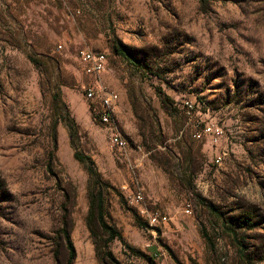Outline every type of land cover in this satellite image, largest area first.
I'll return each mask as SVG.
<instances>
[{"label": "rangeland", "instance_id": "1", "mask_svg": "<svg viewBox=\"0 0 264 264\" xmlns=\"http://www.w3.org/2000/svg\"><path fill=\"white\" fill-rule=\"evenodd\" d=\"M10 35L29 42L10 46ZM115 35L138 65L114 53ZM85 48L109 55L101 81L118 93L127 150L92 113ZM32 53L59 63L43 78ZM58 84L80 148L116 188L108 221L125 243H110L114 264H264V0H0V264H68L67 215L72 264H106L86 221L89 176L62 123L54 145ZM201 117L223 129L218 141L195 137ZM150 213L169 221L152 226Z\"/></svg>", "mask_w": 264, "mask_h": 264}, {"label": "trees", "instance_id": "2", "mask_svg": "<svg viewBox=\"0 0 264 264\" xmlns=\"http://www.w3.org/2000/svg\"><path fill=\"white\" fill-rule=\"evenodd\" d=\"M111 4L115 2V0H110ZM77 1H72V6L77 5ZM5 41L13 47L21 48L23 43L26 44L29 42L27 36H13L10 35L9 37L5 38ZM112 48L115 54L121 55L125 57L127 60L131 61L135 65H138V61L135 58L134 54L124 45L118 36H114V41L112 44ZM29 59L40 69L41 74L44 78L45 75H48L52 72L53 68L58 65V60L54 57H47L45 61L42 60L35 54L32 53L28 55ZM161 101L164 104V107L168 106V101L170 100L169 96L160 92ZM51 103L53 107V111L55 112V120H54V136L53 141L54 145L57 144V137H56V127L59 123L64 124L68 131L69 141L74 150V157L84 164L88 176V198H89V210L87 214V226L91 235L94 238L95 248L97 251L98 256L104 261L106 264H114L117 263L116 257L110 247V243L118 238L123 243H125V239L117 228L116 225L111 224L108 221V199L107 195L110 193V189L116 191L115 186H113L108 180L104 178L102 173L99 171L96 161L94 158L85 153L80 148V132H79V125L71 114L67 103L63 100L61 87L58 84L56 86V90L51 94ZM92 113L96 118L92 107ZM97 119V118H96ZM144 119V118H143ZM157 122V121H156ZM149 125V124H148ZM151 125V124H150ZM142 129V126H141ZM152 131L150 130V133ZM141 135L145 138V142L150 147V137L147 140V135L145 132H142ZM162 137V133H160ZM162 141V140H161ZM149 143V144H148ZM53 157H55L53 153ZM121 198V203H123V196L118 194ZM137 223L140 226L147 225L146 222H143L140 216L134 214ZM69 217L68 215L65 216L64 226H62L61 231L64 233V237L66 238V247L69 252V259L68 264H72L73 260L76 257V249L74 243L71 239L70 229H69Z\"/></svg>", "mask_w": 264, "mask_h": 264}, {"label": "built area", "instance_id": "3", "mask_svg": "<svg viewBox=\"0 0 264 264\" xmlns=\"http://www.w3.org/2000/svg\"><path fill=\"white\" fill-rule=\"evenodd\" d=\"M77 59L81 65L83 73L89 77V81L82 85L86 97L94 103L93 110L97 120L106 125L110 130V141L113 147L120 150H127L129 146L128 139L118 130L115 123V107L118 102V93L108 88L101 81V75L109 66V55L103 50H89V48L81 49L77 54ZM108 100H115V107H108ZM187 106L192 108L193 104L186 102ZM201 127L196 131L195 137L201 139L205 136H211L215 141H218L224 134L223 129L212 120H205L201 117L199 121ZM226 155V151H221L217 156L216 161L221 163ZM130 201L141 202L143 194L141 191L128 195ZM141 213H147L144 207L140 208ZM190 212V209H186ZM148 221L152 226L169 221L168 216H158L156 214H148Z\"/></svg>", "mask_w": 264, "mask_h": 264}, {"label": "bare ground", "instance_id": "4", "mask_svg": "<svg viewBox=\"0 0 264 264\" xmlns=\"http://www.w3.org/2000/svg\"><path fill=\"white\" fill-rule=\"evenodd\" d=\"M92 50V49H89ZM108 107H115V100H108Z\"/></svg>", "mask_w": 264, "mask_h": 264}]
</instances>
